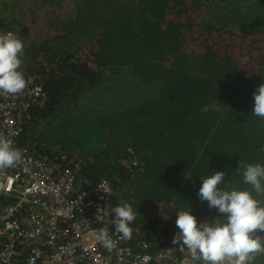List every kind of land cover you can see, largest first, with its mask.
Listing matches in <instances>:
<instances>
[{
  "label": "trees",
  "instance_id": "trees-1",
  "mask_svg": "<svg viewBox=\"0 0 264 264\" xmlns=\"http://www.w3.org/2000/svg\"><path fill=\"white\" fill-rule=\"evenodd\" d=\"M222 1L212 6L215 22L203 23L249 37L251 76L224 48L188 50L186 23L169 14L175 0H30L19 17L16 6L10 16L0 10V26L24 43L20 70L47 96L28 111L19 142L53 160L79 158L84 185L106 178L110 206L127 202L136 214L132 235L160 246L174 245L176 224L150 218L153 204L213 218L198 198L202 179L223 171L218 187L249 189L241 162L264 165V118L252 112L264 83V0Z\"/></svg>",
  "mask_w": 264,
  "mask_h": 264
},
{
  "label": "built area",
  "instance_id": "built-area-1",
  "mask_svg": "<svg viewBox=\"0 0 264 264\" xmlns=\"http://www.w3.org/2000/svg\"><path fill=\"white\" fill-rule=\"evenodd\" d=\"M9 31L0 26V34ZM25 79L21 93H0V137L22 154L14 166L0 169V264H144L145 256L151 257L147 264H203L174 245L152 243L138 229L131 239H119L113 213L96 220L115 197L106 178L89 189L78 177L79 158L73 164L53 160L19 142L28 111L44 106L47 97L35 76ZM102 228L117 240L112 251L97 241ZM255 264H264V256Z\"/></svg>",
  "mask_w": 264,
  "mask_h": 264
},
{
  "label": "clouds",
  "instance_id": "clouds-1",
  "mask_svg": "<svg viewBox=\"0 0 264 264\" xmlns=\"http://www.w3.org/2000/svg\"><path fill=\"white\" fill-rule=\"evenodd\" d=\"M23 53L24 43L18 34L11 31L0 34V93L15 95L27 87L20 70ZM253 97V114L264 118V83L258 85ZM213 108L218 110L217 105ZM202 110L207 112L208 107ZM21 159L19 149L14 148L10 140L0 137V169L12 167ZM240 167L243 168V181L251 189L231 186L230 190L221 189L218 185L225 179L223 171H214L213 175L202 179L198 198L207 201L208 207L219 214L211 221L198 223L190 209L176 213L175 224L179 231L172 243L181 250L186 248L192 260L203 261V264H255L258 256H264V201L256 198L264 196V165L241 162ZM102 211L103 216H96L98 222L113 213L112 223L119 239H131L130 225L136 219L131 204L109 205ZM97 241L109 251L117 246V240L109 235L107 228L99 230ZM150 259L145 256L144 264Z\"/></svg>",
  "mask_w": 264,
  "mask_h": 264
},
{
  "label": "rangeland",
  "instance_id": "rangeland-1",
  "mask_svg": "<svg viewBox=\"0 0 264 264\" xmlns=\"http://www.w3.org/2000/svg\"><path fill=\"white\" fill-rule=\"evenodd\" d=\"M30 0H13L12 3H10V0H0V10H3L7 16H10L8 11L13 10L11 6H16L17 9L20 11L14 12L11 17L20 16L21 10L26 11L29 7L34 6L32 3V6H30ZM41 2L43 0H40ZM177 3L176 5H172L173 7L170 9L169 14L176 20L183 21L186 23L184 26V35L187 38L186 41V47L189 51H197L202 50L208 46H213L216 49H222L224 48L229 52V54L232 55V57L236 60V62L239 64L241 70L246 73V76H251L255 73L258 62H249L248 58H246V47L249 40L246 37L247 35H243L240 33L235 34L233 31H229L228 29H224L225 31L215 33L211 32L210 29H208L203 22H205L208 25H211L215 22V16H213V5H220L219 3H222V0H175ZM218 3V4H216ZM210 5L208 8L206 5ZM177 7H179L177 9ZM234 30V29H233ZM246 39L245 43L240 46V41ZM260 40H256L255 43L259 44ZM254 50H257V48H253ZM262 51L258 49V51L255 52V56H257V60H261L262 58ZM42 58L41 56L39 59ZM249 189H251V186H249ZM253 195L256 196V193L253 191ZM257 199H260L264 201V196H257ZM139 200L135 203L137 204ZM161 202V203H160ZM153 204L152 207H150V213L149 217L158 216L164 220L165 222L167 219H170L173 221V224L176 220V208H174L173 204L170 201H158V207H154ZM212 217L208 214H205L201 217L199 220H208L211 221ZM198 222V223H199ZM173 227V233H176L179 231L177 227L172 225ZM178 246V245H176ZM179 247V246H178ZM180 249V247L178 248ZM177 252H181L182 250H177ZM183 251L187 252V249H183Z\"/></svg>",
  "mask_w": 264,
  "mask_h": 264
}]
</instances>
